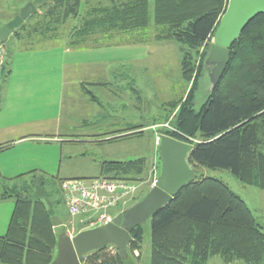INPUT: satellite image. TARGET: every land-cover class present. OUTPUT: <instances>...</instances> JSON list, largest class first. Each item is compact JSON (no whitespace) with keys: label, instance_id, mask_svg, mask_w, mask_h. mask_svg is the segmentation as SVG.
<instances>
[{"label":"trees","instance_id":"obj_1","mask_svg":"<svg viewBox=\"0 0 264 264\" xmlns=\"http://www.w3.org/2000/svg\"><path fill=\"white\" fill-rule=\"evenodd\" d=\"M227 4L228 0H100L92 7L90 0H53L40 22L30 28L23 23L13 31L16 39L26 41L36 33L49 40L61 38L75 49L100 46L103 39L109 42L121 33L137 34L141 42L143 32L153 27L156 40L179 45L181 78L190 87L183 98L170 102L166 121L174 130L160 133L192 145L186 162L196 179L151 217L149 264H207L214 257L223 264H264V227L253 212L223 182L198 178L196 173L199 168L227 170L243 185L264 190V15L254 17L231 43L215 89L201 107L193 104ZM142 134L141 128H131L106 141ZM101 170L100 178L143 182L149 162L146 157L105 161ZM27 175L30 184L21 175V184L0 194V199H15L7 232L0 236V264H50L56 255V215L40 197H32L38 175ZM0 181L2 185L8 180ZM61 181L40 182L49 187L56 204H64ZM143 232L142 224L132 230L126 259L141 253ZM107 248L88 253L82 264H127L117 248L115 253Z\"/></svg>","mask_w":264,"mask_h":264},{"label":"rangeland","instance_id":"obj_2","mask_svg":"<svg viewBox=\"0 0 264 264\" xmlns=\"http://www.w3.org/2000/svg\"><path fill=\"white\" fill-rule=\"evenodd\" d=\"M90 1L94 7L100 0ZM156 33L150 27L143 32L141 42L135 39L137 34L121 33L112 35L109 42L103 39L105 44L100 46H84L70 52L57 48L54 52L34 56L27 55L18 45L11 50L12 56L6 58L10 73H5L0 80V98L6 102L0 113V127L16 120L47 119L39 124L28 123L26 127L37 130L33 138L39 142L23 144L14 154H0L3 155L0 174L3 172L10 177L33 166L39 170L34 180L37 183L32 186V197H40L60 220L61 224L54 227L58 235L72 228L77 234L82 224L79 218L70 219L65 205L56 204L54 198L49 197V187H42L40 182L100 178L105 161L126 162L146 157L149 162L147 178L140 182L138 193L127 203L126 211L151 189L149 172L154 164L158 175L160 173L156 139L163 135L160 132L174 130L166 121L171 112L170 102L183 98L190 85L181 78L179 45L174 41L156 40ZM65 42L59 40L61 44ZM62 62L72 66L64 68L60 78ZM205 69L198 81L193 102L195 109L201 107L208 94L210 71H207L210 68ZM59 79L68 83L62 89ZM54 82L57 84L51 85ZM101 83L105 85H99ZM131 128H141L143 134L106 141L119 134L125 135ZM134 132L137 131L131 133ZM196 173L198 178L209 177L223 182L246 203L264 227V190L243 185L227 170L199 168ZM22 178L31 183L27 174ZM7 180L0 185V194L3 189L8 191L16 183L21 184L17 177ZM13 201L15 199L10 198L0 204V236L5 234L3 228ZM108 213L116 216L119 209H109ZM142 227V251L136 252L134 258L129 256L127 264H149L151 218ZM207 264L223 263L219 257H214Z\"/></svg>","mask_w":264,"mask_h":264},{"label":"water","instance_id":"obj_3","mask_svg":"<svg viewBox=\"0 0 264 264\" xmlns=\"http://www.w3.org/2000/svg\"><path fill=\"white\" fill-rule=\"evenodd\" d=\"M50 0H32L22 7L6 24L0 26V43L5 48L9 35L32 15L36 8ZM264 15V0H228L227 8L213 34L212 45L204 66L210 68L208 92H212L223 75L228 62L231 43L236 41L257 15ZM192 145L162 135L158 146L160 173L155 186L147 195L123 214L117 215L111 224L85 230L70 238L66 233L57 237L56 255L50 264H82L85 256L108 246L117 248L122 259L127 258V246L132 230L151 218L172 201L186 185L196 179L186 159ZM61 224L57 217L53 227Z\"/></svg>","mask_w":264,"mask_h":264},{"label":"built area","instance_id":"obj_4","mask_svg":"<svg viewBox=\"0 0 264 264\" xmlns=\"http://www.w3.org/2000/svg\"><path fill=\"white\" fill-rule=\"evenodd\" d=\"M4 64L5 51L0 45V80ZM159 142L160 138L157 137L156 144ZM158 177V169L154 164L149 172L151 188L156 185ZM59 187L68 217L72 220L79 218L82 224L80 231H85L111 224L117 215H110L109 209L118 208L119 214H123L127 203L138 193L140 182L107 178L66 179L60 182ZM65 233L70 238L76 235L73 228ZM115 248L111 245L107 250L115 253Z\"/></svg>","mask_w":264,"mask_h":264},{"label":"crops","instance_id":"obj_5","mask_svg":"<svg viewBox=\"0 0 264 264\" xmlns=\"http://www.w3.org/2000/svg\"><path fill=\"white\" fill-rule=\"evenodd\" d=\"M31 1L32 0H0V18H1L0 26L10 21L15 15H17L18 9H21L22 7H24L27 3ZM51 5H53V0H50L48 2H45L44 4H41L39 7L36 8L35 12L32 15H30L23 23H25L26 26L29 25L28 28H30L32 25H35L36 23L40 22V20L45 17L46 12L48 11ZM1 9H6V10L4 11ZM7 9H9L10 11H7ZM28 40H31L32 42H30L29 44H26L24 40L16 39L13 32L9 35L6 41V44H5V48H3L5 51V67H4L1 79L3 78L5 73H10L6 58L12 56L11 50L14 49V47H18V45H20V47L24 50V52L27 55H31V56L38 55V54H48V53L54 52L57 48H62V50L64 49L66 52H70L72 51V49H74V48H69L67 45V42L62 43V44L59 43V40H63L61 38L56 39V40L54 39L49 40V39L41 38L36 33H32L31 36L28 37ZM69 64L72 66L71 63H63V62L60 65L59 67L60 68V78H61L63 69L66 68ZM30 82L33 83V81H30ZM36 84L37 83H35V85ZM56 84L57 83L55 82L51 83V85H56ZM66 84L68 83L64 82V79L63 80L59 79V82H58L59 88L62 89V87H64V85L66 86ZM78 84L81 85L80 83ZM39 85L41 84H38V86ZM94 85H97V84H94ZM99 85H105V84L101 83ZM5 103H6L5 99L1 100L0 98V113L2 112L3 106H5ZM46 119L47 118H42V119L32 118V119H29L27 122H22V120H19V121L16 120L17 122L1 125L0 127V154H2L3 152H10V154H14L17 148L22 146L23 144H26L28 142H39L36 138H33L34 135H36L33 133L37 130L26 128V127H28L30 123L39 124L41 122L46 121ZM53 119L54 118L52 117L51 120ZM24 127L27 130H25ZM2 158H3V155H0V164L2 163ZM30 159H33L34 161L37 160L36 157L34 158L30 157ZM37 171L39 170L35 166H33V168L29 167L28 170H25V172L24 171L16 172V174H13L10 176L12 178L7 177L6 176L7 174L3 172H1L0 175H3V178H1V180H7V179H13L18 176L26 175L30 173L38 174ZM8 200H10V198L5 199V200L0 199V204H5V202H8ZM14 207H15V201L11 203L10 209L8 208L9 209L8 211H10V213H8L7 222L5 223V226L3 228L4 229L3 231H5V233L7 232L8 224H9L11 215L13 213ZM2 226H3V223H2Z\"/></svg>","mask_w":264,"mask_h":264}]
</instances>
